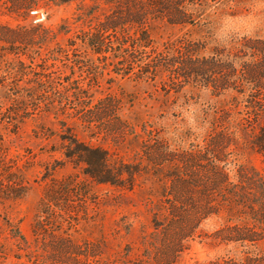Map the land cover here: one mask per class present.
I'll return each instance as SVG.
<instances>
[{
	"label": "trees",
	"instance_id": "16d2710c",
	"mask_svg": "<svg viewBox=\"0 0 264 264\" xmlns=\"http://www.w3.org/2000/svg\"><path fill=\"white\" fill-rule=\"evenodd\" d=\"M79 1L74 21L62 23L59 32L69 34L78 22L79 30L67 38L66 45L58 44L44 53L41 49L55 38L49 27L41 22L0 23V92L4 91L7 101H0V120L18 127L30 112L29 104L39 100L36 96L41 94L42 102L75 104L74 113L84 123L102 125L107 112L117 104L112 98L93 102L85 95L84 73L90 68L95 69L92 73L96 77L101 73V65L91 54L103 58L104 65L117 75L160 81L167 92H180L188 84L210 88L216 95L232 91L233 104L213 105L212 113L205 111L207 116L211 114L210 126L202 142L176 146L157 131L159 128L147 129L141 161L134 167L111 166L104 150L80 141L72 129H67L62 138L68 142L66 156L84 163L85 173L98 183L123 185L125 173L130 177L148 173L159 182L162 191L149 211L162 239L144 242L151 262L176 264L189 240L199 234L202 223L217 217L221 222L205 236L211 242L233 243L242 250L207 264H264V176L237 162L243 141L264 156V37H232L230 43L217 44L209 53L205 40L186 36L160 45L151 36L152 21L198 25L202 15L193 7L202 5V0ZM4 4L8 12L25 19L41 7L40 0H4ZM24 79L27 85L22 84ZM72 86L71 94L65 93ZM52 91L56 99H50ZM243 104L244 109L239 110ZM64 189V185L56 186L46 195V210L54 204L63 211L57 202L65 200ZM41 228L45 229L41 225L33 229L35 235L51 237L42 238L37 250L43 249L51 259L81 264L100 254L92 241L76 243L68 235H57L56 231L49 235ZM11 232L13 238L28 243L18 228ZM36 255L27 256L41 264L40 259L35 261Z\"/></svg>",
	"mask_w": 264,
	"mask_h": 264
},
{
	"label": "rangeland",
	"instance_id": "374dc122",
	"mask_svg": "<svg viewBox=\"0 0 264 264\" xmlns=\"http://www.w3.org/2000/svg\"><path fill=\"white\" fill-rule=\"evenodd\" d=\"M202 1V5H196L198 9L193 7L202 15L198 25H171L164 19H154L150 26L154 41L161 45L178 36L202 39L208 43L206 52L209 53L217 44L230 43L232 37L243 34L264 37V0ZM40 3L41 7L25 19L8 12L4 0H0V23L41 22L49 27L55 38L41 49L44 53L58 44L66 45L67 38L79 30V22L72 25L69 34L59 32V27L74 21L81 3L79 0L64 3L40 0ZM91 57L101 65L98 69L101 73L96 77L92 73L94 68L84 73L85 95L93 102L112 98L117 104L107 112L102 125L84 123L74 113L75 104L59 106L57 101L42 102L41 94L36 96L39 100L29 104L30 112L18 127L0 120V264H37L27 256L36 254L35 261L40 259L41 264H66L49 258L43 249L37 250L42 238L51 237L35 235L33 229L40 225L45 227L40 230L43 233L46 230L50 235L56 231L57 235H68L76 243L92 241L98 245L95 249L100 254L82 259L81 264H156L147 258L144 242L162 239V233H156L149 211L162 191L159 182L148 173H136L133 177L125 173L123 185L98 183L85 173L84 163L66 156L68 142L62 134L72 129L80 141L104 150L111 166L134 167L141 161L148 130L159 128L157 131L174 145L189 147L202 142L210 126L211 114L207 116L205 111L212 113L213 105L223 107L234 103L232 91L216 95L210 88L188 84L180 92H167L160 81L117 75L104 65L103 58L97 59L92 54ZM24 82L25 79L22 84L27 85ZM72 90L73 86L65 93L71 94ZM53 93L50 99H56ZM4 95L1 91V102H7ZM238 100L243 98L238 96ZM243 109L244 104L239 110ZM237 162L264 176V156L245 141ZM231 168L234 174L235 165ZM62 185L65 200L57 204L63 211L54 204L46 210V195ZM220 222L217 217L203 222L199 234L189 240L188 248L176 264H207L223 256L240 254L242 247L214 243L205 236ZM17 228L28 243L12 237L11 231ZM20 248H27L29 252Z\"/></svg>",
	"mask_w": 264,
	"mask_h": 264
},
{
	"label": "water",
	"instance_id": "95a60500",
	"mask_svg": "<svg viewBox=\"0 0 264 264\" xmlns=\"http://www.w3.org/2000/svg\"><path fill=\"white\" fill-rule=\"evenodd\" d=\"M41 17V16H40Z\"/></svg>",
	"mask_w": 264,
	"mask_h": 264
}]
</instances>
